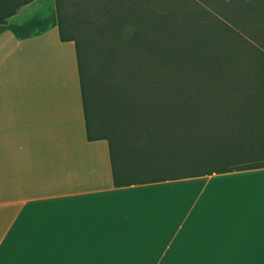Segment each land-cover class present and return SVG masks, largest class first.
Returning <instances> with one entry per match:
<instances>
[{
    "label": "crops",
    "instance_id": "obj_1",
    "mask_svg": "<svg viewBox=\"0 0 264 264\" xmlns=\"http://www.w3.org/2000/svg\"><path fill=\"white\" fill-rule=\"evenodd\" d=\"M16 17L7 25L32 18ZM253 65L237 74L264 78V63ZM227 109L242 113L235 146L264 161V88ZM0 144H21V219H0V264H264V167L213 175L225 182L208 186H115L108 140L87 137L75 43L57 26L0 32Z\"/></svg>",
    "mask_w": 264,
    "mask_h": 264
},
{
    "label": "trees",
    "instance_id": "obj_2",
    "mask_svg": "<svg viewBox=\"0 0 264 264\" xmlns=\"http://www.w3.org/2000/svg\"><path fill=\"white\" fill-rule=\"evenodd\" d=\"M31 1L21 0V6ZM55 5L53 17L35 15L14 26L7 25V20L15 15L10 4L0 0V32L10 30L23 38L35 30L41 33L49 26H57L61 41L75 43L87 137L107 139L110 150L109 138L99 131L92 133L87 122L85 74L81 66L82 52L88 63L85 31L97 28L100 40L116 39L127 24L134 35L140 32L146 36L151 31V42L139 47L137 56L129 54L136 60L133 70L142 73L136 78L130 77L139 86L125 102L129 113H134L136 106L137 113L147 119L144 123L147 133L138 137L128 152L132 155L127 166L121 164L117 168L111 151L115 186L177 181L264 167V161L243 152L241 144L235 146L234 142L244 131L242 113L234 111L239 118H233L227 111L229 105L240 108L244 90H262L264 78L197 72L196 63L191 62L196 51L184 50L179 37L169 34L171 15L164 0H55ZM80 26L85 29L81 32V41L77 31ZM102 27L105 29L101 34ZM201 52L198 48L197 54ZM86 74L91 84L87 69ZM103 87L95 92L91 85L94 99L102 95ZM126 115L124 120H129L127 112Z\"/></svg>",
    "mask_w": 264,
    "mask_h": 264
},
{
    "label": "rangeland",
    "instance_id": "obj_3",
    "mask_svg": "<svg viewBox=\"0 0 264 264\" xmlns=\"http://www.w3.org/2000/svg\"><path fill=\"white\" fill-rule=\"evenodd\" d=\"M164 2L171 15L169 34L175 33L179 37L184 50L196 51L191 62L196 63L197 72L253 73L256 71L253 64L264 63V0ZM7 3L17 16L16 21L22 22L35 15L53 17L56 14L55 0H32L23 6L21 0H7ZM64 19L67 21V18ZM175 21L179 23L176 24ZM81 26L77 30L79 41L81 32L85 30ZM127 26L114 40H100L102 37L97 33V28L85 31L88 63L85 53H81L88 126L92 133L99 131L109 138L113 163L117 168L121 164H129L132 154L128 152L135 146L136 139L147 133V126H144L147 119L137 113L136 106L133 108L134 113H129L125 102L139 86L137 82H131L130 77L136 78L142 73L133 70L136 65L133 56L139 54L136 50L145 42H151V31L146 36L140 32L134 35L131 34L129 24ZM103 28L99 30L101 34L104 32ZM97 48L101 49L98 51ZM198 48L202 51L201 54H197ZM218 53L224 55L218 56ZM121 65L124 69L120 68ZM91 85L95 92L103 87L102 95L97 99H94ZM126 112L129 120H124ZM188 181L208 186L210 183L225 182V176L212 175ZM0 205V219L8 221L10 226L21 219V144H0ZM20 260L21 264L86 262L85 260L99 262L93 257L82 259L65 256H21Z\"/></svg>",
    "mask_w": 264,
    "mask_h": 264
}]
</instances>
